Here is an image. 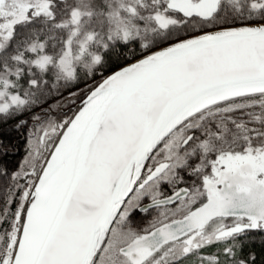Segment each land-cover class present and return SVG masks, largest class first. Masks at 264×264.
Segmentation results:
<instances>
[{"label": "snow or ice", "instance_id": "1", "mask_svg": "<svg viewBox=\"0 0 264 264\" xmlns=\"http://www.w3.org/2000/svg\"><path fill=\"white\" fill-rule=\"evenodd\" d=\"M0 264H264V0H0Z\"/></svg>", "mask_w": 264, "mask_h": 264}, {"label": "trees", "instance_id": "2", "mask_svg": "<svg viewBox=\"0 0 264 264\" xmlns=\"http://www.w3.org/2000/svg\"><path fill=\"white\" fill-rule=\"evenodd\" d=\"M12 140H13L14 144L17 145L21 149V153H22V150H23L22 149V145H23L22 139L18 138L16 135H13L12 136ZM19 155L20 154L18 153L15 158L18 159L19 158Z\"/></svg>", "mask_w": 264, "mask_h": 264}]
</instances>
